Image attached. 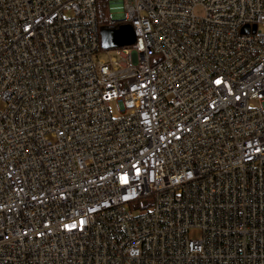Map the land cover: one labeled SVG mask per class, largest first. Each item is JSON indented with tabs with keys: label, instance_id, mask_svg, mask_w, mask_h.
Masks as SVG:
<instances>
[{
	"label": "built area",
	"instance_id": "2783aa9c",
	"mask_svg": "<svg viewBox=\"0 0 264 264\" xmlns=\"http://www.w3.org/2000/svg\"><path fill=\"white\" fill-rule=\"evenodd\" d=\"M0 264H264V0H0Z\"/></svg>",
	"mask_w": 264,
	"mask_h": 264
},
{
	"label": "water",
	"instance_id": "95a60500",
	"mask_svg": "<svg viewBox=\"0 0 264 264\" xmlns=\"http://www.w3.org/2000/svg\"><path fill=\"white\" fill-rule=\"evenodd\" d=\"M101 39L104 49L131 46L136 42V36L131 25H122L117 29H102Z\"/></svg>",
	"mask_w": 264,
	"mask_h": 264
},
{
	"label": "trees",
	"instance_id": "16d2710c",
	"mask_svg": "<svg viewBox=\"0 0 264 264\" xmlns=\"http://www.w3.org/2000/svg\"><path fill=\"white\" fill-rule=\"evenodd\" d=\"M103 3L104 2H101V4H103ZM98 19H99L101 29H107L109 27V16L107 14L106 9L104 8V5H102L100 7Z\"/></svg>",
	"mask_w": 264,
	"mask_h": 264
},
{
	"label": "rangeland",
	"instance_id": "374dc122",
	"mask_svg": "<svg viewBox=\"0 0 264 264\" xmlns=\"http://www.w3.org/2000/svg\"><path fill=\"white\" fill-rule=\"evenodd\" d=\"M112 56H114V54H112ZM110 56H108L107 54H105L104 52L100 55V59L105 60V61H109ZM193 238H198L199 237V233L195 232L192 234Z\"/></svg>",
	"mask_w": 264,
	"mask_h": 264
}]
</instances>
